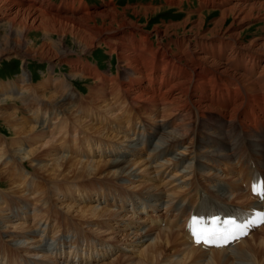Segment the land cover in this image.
<instances>
[{"label": "bare ground", "instance_id": "obj_1", "mask_svg": "<svg viewBox=\"0 0 264 264\" xmlns=\"http://www.w3.org/2000/svg\"><path fill=\"white\" fill-rule=\"evenodd\" d=\"M205 1L224 7L232 2ZM234 1L222 11L212 34H219L229 13L238 12L242 21L255 12L264 15V0ZM53 8L48 0H0L3 21L23 29L22 37L32 30L46 31L42 24L46 19L53 21V27L58 21L86 47L100 42V31L89 25L88 14L76 17L73 7V13L63 16ZM102 13L110 19L117 15L116 9ZM203 21L193 26V17L188 16L164 27L200 37L207 25ZM157 32L158 47L118 35L121 45L111 50L123 65L137 70L138 76L132 75L138 88L112 75L90 72L96 85L89 88L84 102L74 88L53 76L34 85L23 73L14 83L2 85V96L19 102V108L32 118V124L18 128V118L5 119L19 137L12 143L0 135V174L10 188L0 191V238L18 252L44 261L55 259L56 264H264V225L234 247L216 249L196 244L187 225L192 214L209 207L201 201L215 199L246 208L261 205L249 188L254 167L264 175V36L247 45L239 42L240 34H230L228 39L213 36L209 47L207 42L187 39L177 42V50L172 51L161 31ZM49 42H44L40 56L52 52ZM240 67L248 69L233 71ZM73 71L72 78L79 74L77 68ZM160 73L159 92L167 84H172L171 89L153 95L150 85ZM144 82L147 91H141ZM47 93L52 101L44 103ZM108 98L115 101L110 105ZM16 115L9 112L2 117ZM110 139L120 145L129 143L117 146ZM113 155L117 156L102 161ZM38 171L49 174L51 181L45 175L37 180ZM138 178L146 190L134 194L132 186ZM31 193L36 194L31 198ZM54 198L64 210L53 208ZM4 203L20 205L19 219L8 215ZM122 226L136 230L125 235L115 231ZM128 248L133 254L140 249L141 259L130 262ZM45 250L51 252L46 256ZM15 260L28 262L17 255ZM5 261L0 257V264Z\"/></svg>", "mask_w": 264, "mask_h": 264}, {"label": "rangeland", "instance_id": "obj_2", "mask_svg": "<svg viewBox=\"0 0 264 264\" xmlns=\"http://www.w3.org/2000/svg\"><path fill=\"white\" fill-rule=\"evenodd\" d=\"M48 1H50V3L54 5L53 9L56 10V12H59L63 16L73 13L72 11L73 7L76 9V12H75L77 13L76 17L82 15L83 13L88 14L89 25L96 28V30H99L100 35L102 37L99 36L100 42H98V44L94 43V46L90 45L86 47L84 43H81L79 41L80 39H76L70 34H68L66 29L62 28V25L58 21H56V24L53 27L54 25L53 21H48L49 22L48 24L46 19H44L42 24H44L45 27L47 28L46 31L32 30L30 33L27 32V37L25 38V37H22L23 34H21V31L23 29H13L9 25L6 26V22L3 21V16L0 15V117H2L3 114H6V113L8 114L9 112H14V113L16 112L17 114L13 118L8 117V116L6 117L4 116L0 118V135L1 137L6 138L9 143H12L14 140H16L18 135L15 133L14 127H11L12 125L8 123L6 124L7 122L6 120L9 119V121H11L14 118H18L17 121L19 120L18 122H21V123L16 122L15 123L16 124L15 127L17 126L16 128L22 127V126L24 127L25 125L28 126L32 124L31 115L28 113L24 114L23 110L20 109L21 104L19 105V102H14L13 100L8 99L7 97L4 98L2 96V93H3V90H1L2 85H9V84L14 83V81L19 79L23 73H27V75L30 76L31 82L34 85L43 83L45 79L51 76L55 78H59L63 80L66 84L68 83L72 89L74 88L73 90L76 93V95L85 102L86 100H88L89 88L96 85V80L94 79L92 75L98 72L109 74L110 78H112L111 75L113 76V78L117 77L116 79L123 81L125 85L130 84V85L135 86L136 88H138L139 86L137 85L136 82H133L134 80L133 75L137 74L138 76L137 70H134V68L128 67L127 65H123V63H121L118 60L117 54L115 55L111 54V50L113 48H117V46L120 47L121 45L120 44L121 41L119 40V38L117 39V37H119L118 35H123L127 37L130 35L134 37L136 41L144 42L145 40H147V41H150L155 47H158L159 44L156 42L158 41V38L156 36L158 33L157 31L159 32L161 31L160 33L162 35V38L163 37L166 38L165 40L168 43L172 51H175V49L177 50V45H175L177 42L181 40L186 41L187 39H191V40L195 39L193 40L194 43L195 42H199V43L207 42L206 44L209 47L210 44H208V42L211 39H213V36L220 37L223 39H228L230 34L232 36L233 35L239 36L240 34L239 42H241L243 45H247L249 41H252L257 38H263L264 36V15L261 16L262 13L258 15V12H255L254 17H252L251 19H248V20L246 19L243 21H242L243 16L239 17L238 12L229 13V16L226 19V24L222 27L219 34L211 33L213 32L215 28L214 23L219 21L218 19H220V15L222 11L224 9H227L231 5H233L236 2L234 0H232V2L226 5L225 7L222 3H221L222 5L220 6L215 5L212 2L207 4L205 0H176L174 3L168 0H48ZM245 1L248 2L249 0H245ZM125 8H129V9L127 11H124ZM107 9H116L117 15L115 16V19H110L106 13H102V11H105ZM152 9H156V10L163 9V10L159 12H155L156 10H152ZM78 11L80 12V14H78ZM188 16L193 17V23H194L192 24L193 26L198 25L199 23L203 24L204 23L203 20H205V22L207 23L206 29H203L204 31L202 29L200 30L201 32L200 37L199 35L198 36L194 35L193 32L192 33L190 32L191 34L187 35L185 34L186 32L184 33L185 31L184 29L183 31V30H178L175 28L167 29L166 27H164V26L176 25L179 22L181 23ZM31 21L32 20H28V23H31ZM58 25L59 26L61 25L60 28L62 29V32ZM42 29H44V27ZM228 29L230 32L225 33ZM58 30L60 33L58 32ZM54 31L55 33L58 32V34L57 33L55 34ZM205 34L207 37L203 38L202 36ZM150 39L151 40L153 39V40L151 41ZM49 40H50L49 43H51L50 47L52 48V52L48 54L47 56L42 57L40 56V53L42 52L45 46L44 42L49 41ZM115 42L116 43L119 42V44H116ZM81 46L83 47L81 48ZM31 49L32 51H36L37 55L31 54L32 53ZM65 52L67 53L62 55V53H65ZM24 56H27L28 59H25ZM74 56H76V58ZM261 64L264 67V62H262ZM76 68L79 74L80 75L82 74V75L80 76L77 73V75H72L73 76L72 78L71 73L75 72L73 70ZM129 68H131V70H129ZM246 69L248 68L240 67V68H234L233 71L242 73ZM90 72L92 75L89 74ZM257 72H258V69H257ZM161 74L162 73H160L158 75L157 80L154 81L150 85V90H152L151 93L153 95L155 92H157V95H163V92L165 90L171 89L170 86L172 84H167L165 86H162V89L159 92L158 88L161 87L160 85L161 81L159 80V77ZM128 75H130V77H127ZM254 77H257V74ZM165 80H163L162 82H164ZM146 84H147L146 82H144V84L140 83L142 87L146 86ZM50 91L53 93L52 90ZM141 91H147V90L144 87ZM172 92L174 93V90ZM50 99L51 97L49 96V94L48 93L45 94L43 98L44 103H49L50 101H52V99L51 100ZM108 99L109 100L107 101L110 102L109 103L110 105L111 103L115 101V100H112V98H108ZM159 104H161V102ZM14 105H16L15 109L12 108V106ZM147 112L149 115L152 114V111L150 109H147ZM208 117L213 118L214 116L211 113L210 114L208 113ZM89 121L94 122L91 117L89 118ZM17 123L20 124L21 126L20 125L18 126ZM45 129L47 130V127H45ZM110 131H113V130H110ZM65 133L66 132L64 131L63 134ZM56 137L57 135H55V140L57 141L58 139H56ZM91 140L94 141L96 139L92 137ZM110 141H112V143L114 144H117V146H124V147L126 146L127 143H129L128 141H126L125 145H120L111 139ZM114 156H117V155L107 156V157L104 156L102 161L108 160L110 159V157H114ZM120 158H122V156ZM122 160H126V159L123 158ZM102 167H105V166L103 165ZM54 173L55 172H52L51 175H53ZM36 174L38 176L37 180H40L39 175H45L48 177L46 179L48 181L49 180L51 181V176L49 174H46V172L44 171L42 172L38 171V173ZM0 178H1L0 179V191H3L4 193L8 192L7 190H10V188L7 187V184L6 185L4 184L5 182L4 180H2L1 174H0ZM57 179L60 180L61 178L57 177L56 180ZM60 181H62V179ZM140 181H141L140 179L137 180V182L132 186V187H136L133 190L134 194H140L141 191L146 190L145 185ZM136 185H138V187ZM11 192L12 191H9V193ZM35 194L31 193L32 195L31 198ZM15 195H16L15 193L12 194V197L14 200L16 199ZM7 198H11L10 195H8ZM15 202H17V200H15ZM59 203H60L59 201H56V198L52 199L51 205L52 206L54 205L53 208L58 209L57 210L58 212L65 209V207L59 205ZM15 205L18 208H20V205L18 204H15ZM75 205L77 206V203ZM180 205L178 204V206ZM18 208H15L14 204L4 203V209L6 210V212L8 213L10 217H16V218L19 217L18 213H16L19 210ZM58 218H60L59 215H58ZM26 219L27 218L24 215L23 221H26ZM171 219L170 220L168 219L167 221L170 222L172 221ZM108 226L109 225H107V227ZM96 228L97 227H93L92 230L95 231ZM115 229H116L115 231H118V232L120 231V233L121 234L123 233L124 235L129 234L132 231L136 230V228H134V230L130 228L125 229L123 228V226L117 227ZM44 246H45V243H44ZM145 246H147L146 243L143 246L144 249H145ZM53 247L54 246L50 248V246H48V249L49 248L53 249ZM143 247L140 249L143 250ZM17 249L18 248L14 246L12 243L7 242L0 238V257L3 259H6L5 264H15V263L23 264L20 261H16V260L15 262L13 261V258H15V255H17L18 258L23 259L25 262L26 260H28V262H26L27 264H56L57 262L55 259H51L49 257H48L49 258L48 261H44L46 260V258L45 259L33 258L24 252H18ZM140 249L135 251L134 254L133 252H130L129 248L127 249L129 250L128 252L132 254V257L129 260L130 262L136 259L137 260L141 259ZM50 252H51L50 250H45L46 256ZM112 257L113 256H111L110 258H107V261L110 262V259ZM125 262H126V259H125ZM59 263L62 264L63 262H59ZM126 263L128 264V262Z\"/></svg>", "mask_w": 264, "mask_h": 264}, {"label": "snow or ice", "instance_id": "obj_3", "mask_svg": "<svg viewBox=\"0 0 264 264\" xmlns=\"http://www.w3.org/2000/svg\"><path fill=\"white\" fill-rule=\"evenodd\" d=\"M253 190H254V193L264 196V185H261L259 187H254ZM260 222L264 223V216L261 217ZM233 238L235 237L233 236ZM213 239H223L227 241L228 237L222 234H216V233H202L197 239V243H200L201 240H203V242L207 244L210 240H213Z\"/></svg>", "mask_w": 264, "mask_h": 264}]
</instances>
